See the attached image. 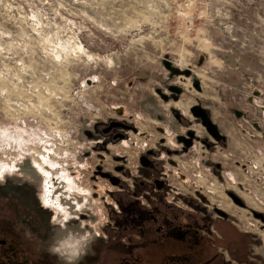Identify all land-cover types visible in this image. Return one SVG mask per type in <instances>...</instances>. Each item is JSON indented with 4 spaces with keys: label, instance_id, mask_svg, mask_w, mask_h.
<instances>
[{
    "label": "rangeland",
    "instance_id": "rangeland-1",
    "mask_svg": "<svg viewBox=\"0 0 264 264\" xmlns=\"http://www.w3.org/2000/svg\"><path fill=\"white\" fill-rule=\"evenodd\" d=\"M195 104L231 129L227 146L198 137L192 151L169 157L187 128L207 135ZM262 129L264 0H0V179L10 175L41 199L50 174L55 192L74 182L86 218L72 229L91 240L121 208L118 187L94 176L97 165L125 166L132 175H117L132 184L152 149L177 190L200 188L230 213L217 243L225 264H264V222L253 214L264 205L252 195L262 171L242 165L264 164ZM45 156L47 176L34 161ZM234 238L247 256L240 263L227 257Z\"/></svg>",
    "mask_w": 264,
    "mask_h": 264
},
{
    "label": "flooded vegetation",
    "instance_id": "flooded-vegetation-1",
    "mask_svg": "<svg viewBox=\"0 0 264 264\" xmlns=\"http://www.w3.org/2000/svg\"><path fill=\"white\" fill-rule=\"evenodd\" d=\"M196 119L207 135L202 138L196 128H187L180 146L173 150L166 148L169 157L192 151L198 137L207 148L227 146L228 138L218 124L213 121L226 139L216 140L201 119ZM190 131H193L192 137ZM157 156L159 152L152 149L140 155V173L134 176L132 184L128 178L117 175L119 172L132 175L125 166H115V173L97 165L94 176L107 179L113 188L118 187L121 208L109 215L108 224L102 228L103 235L91 240L88 253L79 257L76 264H225L223 247L217 243L224 237L219 226L230 220V213L219 203L211 205L210 197L200 188L193 187L188 194L177 190L169 175L151 160ZM34 161L44 176V171L49 170L44 164L53 165L49 159L40 162L41 166ZM213 165L214 171L222 167L219 163ZM50 175L45 180L47 194L43 193L42 199L35 192L32 194L27 185L13 184L10 175L5 174L3 181L0 179V264H63L47 251L49 232L61 225L78 228L86 214L81 213V195L71 190L77 185L69 182L64 193L55 192ZM62 179L72 180L68 174ZM113 191L109 189L111 195H115ZM227 192L230 196L233 193ZM182 199L187 205L181 203ZM58 219L63 222L59 223ZM241 242V238H234L227 245V257L235 263L247 259L241 254Z\"/></svg>",
    "mask_w": 264,
    "mask_h": 264
},
{
    "label": "clouds",
    "instance_id": "clouds-1",
    "mask_svg": "<svg viewBox=\"0 0 264 264\" xmlns=\"http://www.w3.org/2000/svg\"><path fill=\"white\" fill-rule=\"evenodd\" d=\"M47 251L57 256L63 264H76L79 257L87 250L91 236L76 229L61 228L50 238Z\"/></svg>",
    "mask_w": 264,
    "mask_h": 264
},
{
    "label": "water",
    "instance_id": "water-1",
    "mask_svg": "<svg viewBox=\"0 0 264 264\" xmlns=\"http://www.w3.org/2000/svg\"><path fill=\"white\" fill-rule=\"evenodd\" d=\"M194 85L196 88L200 89L199 82L197 80L194 82ZM191 112H192L193 116L201 119L202 125L207 128L209 133L216 140L226 139L225 136L220 133L218 126L213 122V120H212L207 109H205L199 105H195L191 108ZM189 135L192 137L193 131H190ZM189 145L190 144H187V146H189ZM231 196H232V198L236 204H239L241 206L245 205L243 200H241V198L238 195H235L232 193ZM253 214L256 218H259V219H261L262 222H264V214L263 213L254 211Z\"/></svg>",
    "mask_w": 264,
    "mask_h": 264
},
{
    "label": "crops",
    "instance_id": "crops-1",
    "mask_svg": "<svg viewBox=\"0 0 264 264\" xmlns=\"http://www.w3.org/2000/svg\"><path fill=\"white\" fill-rule=\"evenodd\" d=\"M207 109V108H206ZM210 113V112H209ZM217 124V123H216ZM235 130V129H234ZM225 131L226 135H229L231 133V129H228L227 127H224L223 126V132ZM237 132L236 133V138H235V142H236V146L238 147V149H241L239 150V152L242 151L244 145L242 143V140H241V128L240 126L238 127L237 129ZM227 137V136H226ZM245 152V151H244ZM255 188H254V193H252V195L254 196V199H256L257 203H259L260 205H264V199H263V196H264V190L256 185H253ZM246 190H249L247 187H245ZM253 192V190H252ZM258 194V195H257Z\"/></svg>",
    "mask_w": 264,
    "mask_h": 264
},
{
    "label": "built area",
    "instance_id": "built-area-1",
    "mask_svg": "<svg viewBox=\"0 0 264 264\" xmlns=\"http://www.w3.org/2000/svg\"><path fill=\"white\" fill-rule=\"evenodd\" d=\"M259 126V125H258ZM263 130V129H262ZM263 132H264V130H263ZM263 132H262V134H263ZM47 158H49L48 156H46ZM250 164H249V166H247L248 164H242V165H244L245 166V169H246V171L248 172V173H251V172H256L258 169L260 170V171H262L261 172V174H259V175H257L256 177H255V182H256V184H257V186H260V185H263L264 184V164L263 165H261L262 163H259L258 161H256V160H254L253 162H249ZM50 166H51V164H50ZM264 186H262V187H260V188H263Z\"/></svg>",
    "mask_w": 264,
    "mask_h": 264
},
{
    "label": "bare ground",
    "instance_id": "bare-ground-1",
    "mask_svg": "<svg viewBox=\"0 0 264 264\" xmlns=\"http://www.w3.org/2000/svg\"><path fill=\"white\" fill-rule=\"evenodd\" d=\"M48 158L45 156V158H44V161H46ZM43 160H42V162H44ZM41 162V161H40ZM39 161H36V163L39 165V166H41V164H39L40 163ZM47 194V190L44 188V195H46Z\"/></svg>",
    "mask_w": 264,
    "mask_h": 264
}]
</instances>
